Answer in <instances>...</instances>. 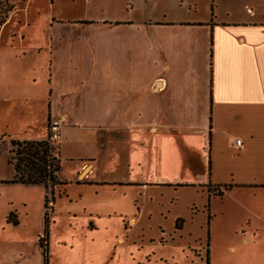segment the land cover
<instances>
[{
    "label": "crops",
    "instance_id": "crops-1",
    "mask_svg": "<svg viewBox=\"0 0 264 264\" xmlns=\"http://www.w3.org/2000/svg\"><path fill=\"white\" fill-rule=\"evenodd\" d=\"M81 8L85 0H21L0 27V100L42 102L50 89L46 137L26 131L15 141H46L49 122L63 120L61 173L52 190L59 201L73 184L123 191L137 209L125 217L128 239H119L132 245L131 254L141 252L133 264H181L180 253H189L191 264H216L210 235L223 239L245 229L253 236L249 244L263 239L264 17L254 20L251 10L242 20L86 23L77 14ZM66 10L73 13L68 20ZM106 28L114 40L92 44L72 33L104 35ZM6 51L23 56L9 58ZM91 54L100 66L92 92L67 81L88 82L93 72L81 63ZM39 72L50 86L37 92L31 84ZM91 112L100 135L82 141L71 124ZM77 145L84 154H75ZM62 160L75 167L67 169ZM5 212L4 220L16 217L11 208ZM51 241L49 235L48 264H55ZM228 252L237 254L234 248ZM39 253L44 264L42 248ZM250 256L261 262L264 249H250Z\"/></svg>",
    "mask_w": 264,
    "mask_h": 264
},
{
    "label": "rangeland",
    "instance_id": "rangeland-1",
    "mask_svg": "<svg viewBox=\"0 0 264 264\" xmlns=\"http://www.w3.org/2000/svg\"><path fill=\"white\" fill-rule=\"evenodd\" d=\"M19 1L21 0H0V18L11 10L9 17ZM85 1L86 9H77V14H84L86 23L93 21L109 24L127 18H134L138 22L187 19L205 21L212 19L211 16L221 21L232 18L242 20L249 18L251 10L254 12V20L264 17V0ZM63 14L66 20L73 15L71 10H66ZM105 30L104 35L103 31L98 30L93 33L74 30L72 33L81 40H90L92 44L100 40H114L112 31L109 28ZM87 51L89 52L88 48ZM6 52L9 58L15 55L23 56L21 51ZM93 58L97 56L93 57L91 54L81 63L90 73L93 72L92 77L88 82L86 81L88 78L67 80L73 87H88L91 92L96 88L98 80L97 77L93 79V76L99 73L100 66L99 62ZM36 76L37 81L31 84L32 90L37 92L46 90L50 86L47 75L39 72ZM0 78L2 82H5L4 76ZM70 83L66 82V87L70 86ZM20 85L21 82L16 87ZM47 90L50 92V89ZM49 92L42 97V102L37 99L33 101L30 99L28 102L0 100V139H5L0 140V183H9L10 181L6 180L13 176L15 169L13 170V166L8 164V160L14 164L19 162L17 154L22 149L13 145L12 142L24 139L26 131L32 132L33 137L37 135L46 137L48 111L44 106V100L48 99ZM96 123L98 118L95 112L91 115L88 113L87 117L84 116L78 122L71 124L75 126V128L72 127L74 136L82 141L97 139L100 131ZM77 146L79 149L75 148V154H84L85 147ZM70 148L73 154L74 146ZM54 152L58 154V141ZM62 164L67 169L75 167L73 163H67L66 160H62ZM49 187L46 188L48 190L46 192L44 186L0 185V264H39V251L42 248L39 243L42 241L41 243L45 245L46 235L52 238L53 249L57 255L55 264H133L132 260L141 256V252L131 254L128 248L132 245H123L119 241L120 237L125 241L128 239L124 230L129 231L131 225L125 223V217L137 214L135 202L125 197L123 191H117V194H114L113 190L102 189V192H97L96 189L73 184L65 198L59 201L57 192L52 191L54 188L51 186ZM10 208L16 216L18 226H8L10 222L16 224L14 217L4 220L5 211ZM252 237L245 229L223 239L210 235L208 250L215 254L216 264H248V260L249 264H264V259L260 262L251 260L255 258L250 256V249L254 251L264 249V238L256 244H249L248 241ZM233 248L236 249L237 254L232 255L228 252ZM160 253L172 255L170 250H162ZM179 256L182 258L181 264H191L192 258L189 253L184 255L180 253ZM203 260L205 261L204 255Z\"/></svg>",
    "mask_w": 264,
    "mask_h": 264
},
{
    "label": "trees",
    "instance_id": "trees-1",
    "mask_svg": "<svg viewBox=\"0 0 264 264\" xmlns=\"http://www.w3.org/2000/svg\"><path fill=\"white\" fill-rule=\"evenodd\" d=\"M11 10H8L0 18V27L3 26ZM13 145L20 147L18 152V163L9 164L15 169V178L9 183L22 185H44L46 188H54L59 185L61 163L59 155L55 154L54 148L48 141L41 142H19L13 141ZM50 188V187H49ZM48 236H45V245L40 242L44 252V264L49 262Z\"/></svg>",
    "mask_w": 264,
    "mask_h": 264
},
{
    "label": "built area",
    "instance_id": "built-area-1",
    "mask_svg": "<svg viewBox=\"0 0 264 264\" xmlns=\"http://www.w3.org/2000/svg\"><path fill=\"white\" fill-rule=\"evenodd\" d=\"M63 124V120L58 119V120H51L49 122V138L48 143H50L53 147L56 148V142L59 140V129L61 125ZM57 154V152L55 153Z\"/></svg>",
    "mask_w": 264,
    "mask_h": 264
}]
</instances>
